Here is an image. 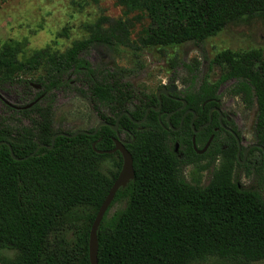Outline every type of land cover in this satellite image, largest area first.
<instances>
[{
	"label": "trees",
	"instance_id": "obj_1",
	"mask_svg": "<svg viewBox=\"0 0 264 264\" xmlns=\"http://www.w3.org/2000/svg\"><path fill=\"white\" fill-rule=\"evenodd\" d=\"M115 4L122 9L121 19L100 18L87 26V39L73 43L63 54L45 48L24 58L26 41L1 47L0 91L15 86L27 97L33 87L41 88L35 98L42 96L45 105L20 112L30 127H9L0 119V143L8 144L0 147V253H17L12 262L0 256V263L90 264V230L119 175L122 158L98 155L92 149L95 142L96 151L114 148L116 135L107 126L94 137L57 138L47 149L56 134L75 133L56 130L53 123L55 93L73 88L90 99L99 122L113 127L122 113L130 115L119 119L118 133L125 136L135 178L116 193L100 223L97 264H199L209 258L264 264V197L232 181L233 165L241 164L232 136L228 154L218 147L219 132L213 130L220 129L218 115L212 114L210 125L203 127L209 123L210 108H219L215 103L219 87L233 80L230 94L239 97L246 109L256 107L255 143L264 148L262 52L217 54L213 63L223 67L225 74L216 84L202 83L183 95L184 112L193 111L195 119L189 114L181 125L184 112L177 110L183 102L165 96L158 100L155 95L137 98L129 85L110 74L102 77L86 58L96 47H128L136 25L142 27L137 42L144 49L201 44L241 20L264 19V0H115ZM39 71L43 75L35 84L24 79ZM73 81L79 87H71ZM159 103L156 113L152 109H158ZM147 109L145 121L136 124ZM222 123L237 134L232 124ZM85 132L93 133L94 128ZM211 136L206 154L197 155L192 138L202 149ZM39 146L47 148L29 157ZM178 147L184 152L182 159L175 154ZM10 149L15 159H28L15 162ZM113 156L118 158L116 171L107 177L100 171V162ZM219 157L226 163L214 169ZM204 159L208 163L201 170L212 168L209 183L202 187L186 182L182 167ZM252 160L264 181L262 152L251 150L247 165ZM118 202H124V208L109 217ZM65 229L73 230L72 242L57 237Z\"/></svg>",
	"mask_w": 264,
	"mask_h": 264
},
{
	"label": "rangeland",
	"instance_id": "obj_2",
	"mask_svg": "<svg viewBox=\"0 0 264 264\" xmlns=\"http://www.w3.org/2000/svg\"><path fill=\"white\" fill-rule=\"evenodd\" d=\"M100 18L119 20L122 18V9L116 6L115 0H9L0 4V50L7 42L26 41L24 58H29L34 52L45 48L53 53L63 54L73 43L87 39V26L95 24ZM141 28V25H136L128 47H96L86 57L102 77L107 74L114 76L122 84L129 85L132 94L141 99L171 87L176 89L174 94L182 99L186 92L197 89L202 83L216 84L225 74L223 67L213 63L215 56L221 52L243 53L259 50L264 56L263 18L241 20L227 26L204 43H187L174 48H142L137 42V34ZM42 75L43 72L39 71L25 76L24 79L35 84ZM235 84V81H228L219 87L218 104L224 116L229 118L236 129L243 151L255 144L257 110L254 105L246 109L239 97L230 94ZM74 86L79 87L73 81L71 87ZM0 95L14 107H23L29 103L21 98L22 92L15 86H6ZM0 119L9 127H30L27 120L9 111L0 110ZM53 123L56 130L73 133L94 128L99 123V118L92 109L90 99L69 88L55 93ZM120 136L126 140L123 134ZM226 141L227 138L222 134L218 147L228 154L230 148L222 145ZM117 163L116 156L104 158L100 162V171L110 177L116 171ZM207 163L208 159H204L198 164L182 167L186 182L206 186L211 173L210 170L202 171L201 168ZM225 163L226 160L219 157L213 167L219 169ZM232 181L241 189L257 191L264 197V181L253 165H233ZM124 205V202L116 203L108 216L122 210ZM57 237L72 242L74 233L71 229H65ZM52 240L53 238L50 239ZM0 256L3 260L12 262L17 253L2 251ZM199 264L243 263L209 258Z\"/></svg>",
	"mask_w": 264,
	"mask_h": 264
},
{
	"label": "water",
	"instance_id": "obj_3",
	"mask_svg": "<svg viewBox=\"0 0 264 264\" xmlns=\"http://www.w3.org/2000/svg\"><path fill=\"white\" fill-rule=\"evenodd\" d=\"M176 91L175 88L171 87L169 89H161L159 90L158 92H156L155 94V97L160 100V97L161 96H165V97H168L170 94H174ZM181 102H183V105L182 107L179 108L180 111L184 110L185 107H186V103L184 101L181 100ZM205 105V104H204ZM30 107V106H29ZM160 109H161V104L159 103V107L158 109H152L154 112L158 113L160 112ZM150 110L147 109L146 110V116L145 118L140 121V122H136V124H142L147 115H148V112ZM213 112H217L219 114V119L221 120V113L220 111L217 109V108H213L212 110H210L209 112V123L204 125L203 127H207L210 125V122H211V115ZM191 114L193 115V120L195 119V113L193 111H186L185 114H184V117L187 115V114ZM173 113L169 114L167 116V122L169 121V117L172 115ZM122 116H127L128 118H130V115L129 113H122L118 118H117V121H116V124L115 126L111 127L109 126L108 124L106 123H102V122H99L95 127H94V132L93 133H88V132H85V131H77L75 132L74 134H72L71 136H68L66 134H63V133H59V134H56L53 138H52V141H51V146L49 148L45 147V146H39L35 152L33 154H31L29 157H33L39 149H43V148H47L48 150H51L53 145H54V141L57 139V138H60V137H63V138H75L77 135H80V134H83V135H87V136H92L94 137L99 128L101 127H109L116 135V138L113 139V142H114V148L111 150V151H107V152H100V151H96L95 149V146H96V142L92 145V149L94 151V153L98 154V155H112V154H115V153H118L121 158H122V167H121V171L117 177V179L115 180L112 188L110 189L105 201L103 202L102 206L100 207L98 213H97V216L93 222V225L91 227V230H90V236H89V260H90V264H97V251H98V243H97V230L100 226V223L102 222L103 220V217L105 216L106 212L108 211L109 207L111 206L113 200H114V197L116 195V193L120 190V189H125L127 187V185L134 180L135 178V172H134V168H133V160H132V157L130 155V153L126 150L125 148V145L126 143L121 141L119 139V133H118V122H119V119L122 117ZM162 114L159 115V119L161 118ZM182 121H183V118L181 120V123L180 125L182 124ZM192 128H193V125L191 124ZM202 130V127L199 128L197 131H193L194 135L198 134L200 131ZM173 131H179V129L177 130H173ZM213 140V137H211L209 139V141L207 142V144L205 145V147L202 149V150H197V147H196V144H195V139L194 137L192 138V146H193V150L196 152L197 155L199 156H202L204 155L211 142ZM237 140V144H238V153L236 155V159L237 161L243 165L244 162H245V159H246V154L247 152L252 149V148H256L258 146H252L250 148H248L245 152H244V159L243 161H240V150H241V146H240V141L239 139H236ZM1 146H8L7 143L5 142H2L0 143V147ZM264 154V149L262 147H258ZM10 155H11V158L15 161V162H20V161H24L28 158H24V159H15L14 156H13V153L10 149ZM264 163V162H263ZM263 173H264V166H263ZM1 264V263H0Z\"/></svg>",
	"mask_w": 264,
	"mask_h": 264
},
{
	"label": "flooded vegetation",
	"instance_id": "obj_4",
	"mask_svg": "<svg viewBox=\"0 0 264 264\" xmlns=\"http://www.w3.org/2000/svg\"><path fill=\"white\" fill-rule=\"evenodd\" d=\"M233 81V80H232ZM34 86V85H33ZM41 91V88H37V87H33V89H32V92H31V94H29V95H27V97H24V95L22 94V96H21V98L23 99V100H27L29 103H28V105H26V106H23V107H14V106H11V105H9L7 102H5L4 100H3V98H2V96L0 95V110H3V111H9V112H11V113H14V114H18L19 116H20V112H23V111H27V110H30L34 105H41V106H44L45 105V103L43 104V102H44V99H43V97L41 96L40 98H35V96H36V94H37V92H40ZM1 92V91H0ZM33 93V94H32ZM173 95H175V94H170L168 97L171 99V101H173V102H181V100L182 99H179L176 95L175 96H173ZM219 101V100H218ZM218 101H215V103L217 104V105H219L218 104ZM208 102H206L205 103V105L207 104ZM43 104V105H42ZM205 105H203V107L205 106ZM30 106V107H29ZM213 108H217L219 111H220V113H221V120L219 119V114L217 113V112H213L212 114H217L218 115V122H219V126H220V129H213L215 132H219V136H218V140H217V143H218V146L220 145V143H219V139H220V137H221V135L223 134V135H225V137L227 138V141L224 143V144H222L223 146H224V148H230V138H229V136H232V138H234V140H235V142H236V147H237V153H238V144H237V140L236 139H239V137L237 136V134L236 133H234L233 132V130L231 129V128H229V127H226V126H224L223 125V123H222V121H226L228 124H231V122H230V120H229V118L227 117V116H224V114L222 113V111L220 110V106H219V108L218 107H211L210 108V110H212ZM210 110H209V112H210ZM187 111H190V110H187ZM177 112H184V110H182V111H180L179 109L177 110ZM186 112V111H185ZM185 112L183 113V116H182V118L184 119L187 115H189V114H187L185 117H184V114H185ZM173 114L175 113V112H172ZM171 114V113H170ZM172 114V115H173ZM191 115V114H190ZM212 116V115H211ZM34 118V117H33ZM182 118H181V120H182ZM25 120V119H24ZM28 122H29V120H27ZM30 123V122H29ZM208 127V126H207ZM204 128H206V127H204ZM173 130V129H172ZM211 137H213V136H211ZM210 137V138H211ZM116 138V137H115ZM209 138V139H210ZM119 139L121 140V141H123V142H125L126 143V140H123L122 138H121V136H120V134H119ZM209 141V140H208ZM213 141V140H212ZM239 141H240V139H239ZM255 142H256V139H255ZM212 143V142H211ZM127 144V143H126ZM207 144V143H206ZM126 146V145H125ZM240 146H241V142H240ZM252 146H258V147H261V146H259L258 144H254V145H251L250 147H252ZM205 147V146H204ZM203 147V148H204ZM250 147H248V148H250ZM258 147H256V148H252V149H250L248 152H247V154H246V159H245V162L244 163H246V160H247V157H248V153L251 151V150H254V149H256V150H258V151H261ZM202 148V149H203ZM247 148V149H248ZM263 148V147H262ZM202 149H198L197 148V150H202ZM247 149H245V150H243V151H241L240 150V156H241V154H243V159H244V152L247 150ZM264 149V148H263ZM262 152V151H261ZM116 154H118V153H115V155ZM175 154L177 155V157L178 158H180V159H182V158H184V152H183V150L180 148V147H178V148H176V151H175ZM262 154H263V152H262ZM237 155V154H236ZM255 156H258L259 157V153L258 152H256L255 153ZM263 160H264V154H263ZM264 162V161H263ZM250 165H254L255 164V161L254 160H252L250 163H249ZM121 171V170H120ZM120 173V172H119ZM210 173H212V168L210 169ZM210 179H211V176H210Z\"/></svg>",
	"mask_w": 264,
	"mask_h": 264
}]
</instances>
